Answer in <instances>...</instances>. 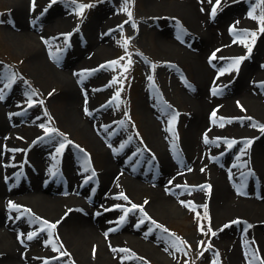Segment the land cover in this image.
<instances>
[{
	"label": "rangeland",
	"instance_id": "374dc122",
	"mask_svg": "<svg viewBox=\"0 0 264 264\" xmlns=\"http://www.w3.org/2000/svg\"><path fill=\"white\" fill-rule=\"evenodd\" d=\"M17 1L0 0V97H2L0 98V105H8L11 109V117L6 118L9 125L8 131H6V140L0 143V149L1 152L10 150L9 173L18 166V163L24 161L27 175L20 182L25 185L34 180V175L29 171V168L33 170L39 168L40 165L41 172L47 171L43 180L49 182L51 179L49 176L52 175V172L63 169V167L65 169V164L69 162L73 167H77L75 164L78 163L81 170H86L82 171L75 183L79 185L80 181L87 180L88 187L92 189L95 178H98L99 183L97 184H100V170L105 164L104 154L101 152L102 148L113 151V153L123 151L122 155L129 158L130 167L133 169L138 167L136 168L137 171L141 172L142 169L149 167L147 161L149 158L147 157L153 158L160 168L161 158L155 150V143L150 139L156 132H159V136L161 135L162 138L167 137L174 148L182 149L183 151H180L183 154L185 153L182 145L183 135L190 114L193 113V107L189 101L184 100V96L182 97L180 93L184 90H186L185 92L194 90L196 81L189 70V65L171 56L166 47L167 44H164L161 38L168 39L171 45L177 43L182 47H186V49H190L187 43L188 38L195 35L185 31V28H187L185 16H183L182 11L170 9L171 3H185L183 7L189 6L192 7V10L195 9L194 12L198 17L197 23L199 26L209 28L214 38H217L219 34L228 36L230 26L235 30H242V34L245 31L256 33L254 43L250 36H242L245 41L244 46L237 52L239 56L230 53L232 62L236 58H248L250 54H253L261 35L264 34V32L259 31V24L256 19L241 21L234 18L240 15L242 11H246V8L248 10L254 9L257 17L264 16V0H224L217 8L215 16L212 17L209 10L215 4V0H211V2L210 0H153L152 2L164 3L163 6L158 8L156 5L154 7L150 6L151 3L148 0H129L127 8L132 14L131 19H129L127 12L123 11L125 0H57L56 3H51V0H35V7H33V0H27L33 15H29L26 20L23 16L24 13L19 15V9L14 7ZM78 5L92 6L86 7L82 14H77ZM234 5H238L237 10L231 11L229 16H220L224 7ZM48 9L53 10L42 17ZM110 14L112 15L111 19L108 18ZM99 16L101 17L99 18ZM100 20L102 21L101 30L105 29L103 31L107 32L105 33L107 37L98 39V36H96L95 42H97V45H94L87 41V29L90 22L94 21L92 29L94 28L93 35H96L95 32H98L99 28L97 30L95 28L99 27L98 22ZM241 22H246V28ZM59 23H62V25L58 26ZM125 40L128 41L126 46ZM34 42H40L44 46L45 56H43L44 53L42 56L38 54L39 50L34 48ZM246 44L251 45L252 51L250 54ZM98 45L105 46V50H101L103 48L101 47L99 52L96 53L95 48ZM204 46L206 45L199 47L198 52L201 51L202 61H206L209 66L217 67V60L227 59L216 56L210 58L213 55L209 53L213 50L210 49L208 52L209 48ZM262 48L264 51V46ZM74 55L78 56L74 58ZM84 56L90 59L87 66L77 70L73 69V66L77 65L76 62H79ZM121 57L124 59L121 60ZM70 59H73V61L68 62ZM129 60L131 63H129ZM111 61H118V63L111 65L109 63ZM246 61H241L238 67L231 64L233 71L215 84L219 85L221 81L227 84L232 82L234 71L239 67L241 68ZM101 64L106 65V67H97ZM125 66L127 67L126 71ZM90 68L95 69L88 71ZM63 70H67V72L64 71L67 76L81 78L76 85V89H73V86H71V89L74 94L77 92L85 97V107L81 108L80 112L96 123L94 128L96 136L97 133L101 135L99 123L106 127L110 137L103 138L99 135L103 144L100 141L97 142L94 137H90L74 128L76 120L73 119L70 111L72 108L71 98L68 95V88L70 87L69 83L64 80L61 72ZM211 73L214 76L216 69L209 73V77ZM215 84H209L210 91L212 85ZM5 85L9 86L5 87ZM32 93H35V95H32ZM117 93H119L118 97L113 100ZM259 93L264 98V89ZM29 99L32 102L31 106H29ZM237 100L238 104L242 103L241 97H237ZM41 101L42 103H40ZM237 103H235V110H231L227 115L212 106L206 109L204 114L211 121L213 120L211 113L214 110L217 113L216 115L223 116L224 114L227 118L224 119L225 122H228L227 125L231 122L241 124L240 120L243 119H253L252 122H255L254 118H250L251 111L238 106ZM27 105L26 110L20 113L19 110ZM85 109H87V114ZM174 115L175 122L171 123ZM242 125L248 126L249 122ZM29 126L33 127L34 130L32 131ZM251 126L255 128L250 132L251 135L243 137L245 141L250 140L254 144L243 149L246 156L237 157L238 160L235 163L234 158L224 159L226 164L222 165L226 169L227 177L238 176L239 181L243 184L235 181L234 183L244 185V188L239 186V191L246 197L247 195H254L253 183L257 182L262 192L264 191V184L257 181L259 179L256 176L249 181L243 177L245 172H250L249 170H251V174L253 173L252 167H246L248 165V163L246 164V157H250L253 153L252 149L259 146L261 140L259 141L256 138L264 133L260 129L254 135L258 127H264L263 122L259 121ZM25 128H28V131H24ZM45 128L49 129L48 135H45ZM11 130H15V132L10 135ZM112 131L117 132L112 135ZM222 131L229 132L227 129ZM42 135L45 136L42 137ZM50 137L53 139L55 149L52 153L53 164L51 166L41 165L42 159L48 158L43 156L44 151L35 163L32 152L40 151L41 141ZM196 137L198 145L205 144V137L200 132L197 133ZM228 141H231V139L220 144L213 153L216 151L218 153L226 147ZM61 143L65 145L62 154L56 151ZM45 144L47 143L44 142L42 147ZM237 149L240 148L235 146L231 153ZM205 150L206 148H202L199 152L201 157H205L210 162L218 160L217 157H212L213 154L210 153V155ZM209 152H212V150ZM138 156L142 157L140 158L142 159V165L136 166ZM174 164L182 167L181 172L184 171L187 174V177L180 178L184 181L176 182L177 179H174L178 174H173V172L168 173L158 169L154 173H158V177L162 179L160 184L164 186V190L170 191L175 187H181V193L188 196V198L181 199L179 202L176 201L179 204L177 209L164 205L159 211H156L159 213L143 215L140 211L132 210L125 216L124 210L131 208L125 204L132 205L131 202L134 201V203L136 202L135 205L141 206L139 199L145 200L148 196L147 192L143 193L137 188L133 190L134 195H132L125 186L116 188V194L119 195L114 194L111 200L103 204L96 203L95 206L100 210L116 201L117 204L122 206L123 212L119 211L115 220L119 222L121 216H124V220L129 222V226L132 223H138L137 227L143 229V233L148 234L144 235L143 241L154 246L148 244L134 246L128 240L122 243V246L129 250V252H126V256L132 260L133 264H228L226 258L227 248L223 247L221 240L218 243L215 242L216 236H218V232L222 230L223 226L215 227L216 221L211 217L209 205L206 201L204 202V199L209 197L205 194L203 197L198 196L196 192L199 186H204L203 183L199 182V180L204 179V176L199 174L198 177H189L191 174L188 169L189 166L183 165L179 158ZM93 172H95V176L92 175ZM207 172L203 171L205 175H207ZM147 173L152 174L150 170ZM127 174L132 178L134 177L133 173ZM1 180L4 181L5 179L1 178ZM8 183L6 182L5 185ZM56 184L58 186L57 182ZM60 184L61 182H59V186ZM160 184L159 182L156 183L159 187ZM110 189L111 186L108 185L103 188L102 192L104 191L103 193L106 194L111 191ZM121 193L128 199H117ZM75 194H78L77 190ZM8 199L17 207H9L4 216H7V218H10L8 215L17 216L18 212H21V208L18 207L19 203L14 202L13 198ZM205 204L207 205L206 209L203 207ZM76 207L78 209H75L77 213L87 216L84 206L76 205ZM205 212L207 216H205ZM150 214H153L151 219H147L146 216ZM92 215L94 216V212ZM108 216L110 217L112 214H108ZM141 220H143V223H141ZM233 220L223 224L229 225L226 229L230 236L232 234L228 229H230ZM40 224L39 222L31 224L25 231V235L27 237L29 232L38 233V231L44 230V235L54 242L51 249L53 254L47 259L51 258L50 260H53L55 264L62 263L64 260H70V264H86L71 256L73 251L68 245L69 240L67 241L62 236L59 228L56 227L51 230V235H49L47 227L44 224L40 226ZM260 225H264V223ZM247 227L248 224L245 221L238 226V231L240 230L238 238L239 240L244 239L245 247L249 245L251 247V243L254 241V247L256 248L254 250L257 253L259 252L257 251L259 245L257 235L251 232L244 233ZM149 232L155 233L160 242L155 241L153 235ZM132 234L138 236L137 232ZM81 237L86 239L84 250L88 251L89 238H85L87 235L84 237V234ZM174 244L175 246H173ZM244 246L241 243L239 244L242 255L245 252ZM90 249L91 253L95 254L93 252L95 246H90ZM65 252L68 255H61ZM257 255L258 257L261 256L260 253ZM101 256L98 257L97 264L103 261ZM245 262L250 264L251 260L247 258Z\"/></svg>",
	"mask_w": 264,
	"mask_h": 264
},
{
	"label": "bare ground",
	"instance_id": "6f19581e",
	"mask_svg": "<svg viewBox=\"0 0 264 264\" xmlns=\"http://www.w3.org/2000/svg\"><path fill=\"white\" fill-rule=\"evenodd\" d=\"M152 1L153 0H148L152 7L156 5L158 8L164 4ZM223 1L224 0H221V2ZM250 2L252 3L253 1ZM183 5H185V3H171L169 8L183 12L186 21L185 25L187 27L185 28V31H189L192 35H195L191 36L189 34V36L194 38L190 44V49H186V47H182L177 43L171 45V42L166 38L161 39L164 44H167L166 47L171 56H174L178 58L179 61L189 65V70L196 81V87L194 90L187 92L184 90L180 93L182 94V97L184 96V100L186 99L185 101H189L193 107V113L190 114L183 135L182 145L185 153L183 154V152H181L183 151L182 149H180V151L178 148H174L173 144H170L167 140V137L162 138L161 135L160 137L159 132L154 133V136L150 139L155 143V150L161 158V171L178 174L174 179H177L176 182H182L184 180H181L180 178L187 177V174H185L184 171L181 172L182 167L178 164V166L174 164V162L177 161V158L181 160L183 165L189 166L188 169L191 172L189 177H198L199 174L204 176V179L199 180V182L203 183L206 187L203 191L198 188L196 192L198 196L203 197L205 194V196L209 197L205 198L204 202L206 201L209 205L211 217L216 221L215 227L218 228L223 226L222 230L218 232L215 242L218 243V241L221 240L223 247L227 248L226 258L228 264H246L245 260L247 261V258L251 260V264H261V262H264V225H260L264 223V194L260 196H243L241 191H239V186L244 188V185H241L243 183L239 181L238 176H232L233 178L227 177L226 169H224L222 165L226 164L225 160L230 157L234 158L235 163V161L238 160L236 159L237 157L245 155L243 149L253 146L254 144H246L243 137L249 135L250 132L255 129L251 126L252 124L258 123L259 121L264 123V98L261 93H259L264 89V51L262 50V47L264 46V34L261 35L258 45L255 48V52L250 54L247 59L245 58L242 60L243 62L244 60L247 61L241 68L239 67L237 70L234 69V75L231 74L234 76V80L228 84L222 83L224 81H221L219 85L215 84L218 83L221 78L227 76L233 71L230 55L237 54V52H239L244 46L245 41L242 37V30L236 29L235 33H230L228 36L225 34H219L217 38H214V35H212L209 28L199 26L197 23L196 20L198 17L194 12L195 9L192 10V7L190 8L189 6H186L185 8ZM14 7L19 9V15L24 13L23 16L25 17V20L28 19L29 15H33L29 9L27 0H18L17 3L14 4ZM49 9L42 15V17L48 15L49 12L53 10ZM223 9L224 10L221 12L220 16L226 17L229 16L231 11L237 10L238 5L224 7ZM253 10L254 9L248 10L246 8V11H242L240 15L234 18L241 21L246 19L247 21H252V19L249 18V12ZM111 16L112 15L110 14L108 18L111 19ZM100 17L101 16H99V18ZM93 22L94 21L90 22L87 29V41L97 45V42H95L96 36H98V39H104L107 35L105 34L106 32L103 31L105 29L101 30V20L98 22L99 27L97 26L95 28V30L99 28V30H97L98 32H95L96 35H93ZM241 23L246 28V22ZM59 25L61 26L62 23H59L58 26ZM236 26L238 27V25ZM33 44L34 48L39 50L38 54L42 56L44 53L43 56H45L46 50L44 49V46L40 42H34ZM202 45H206L204 47L209 48L208 52L210 49L213 50L209 53L210 55L215 53L216 57H225L227 59L221 61L217 60V67L209 66L206 61H202L200 55L201 51L198 52V48L202 47ZM100 48L101 50H105V46L98 45L95 48L97 51L96 53L99 52ZM237 55L239 56V54ZM76 56L78 55H74V58ZM89 60L90 59L87 56H84L79 62H76L77 65L73 66V69L77 70L86 67ZM72 61L73 59H70L68 62ZM214 69H216V73L214 76L211 73V76L209 77V73L213 72ZM64 71L67 72V70L61 72L63 73L64 80L69 83L70 87L68 88V95H70L72 103V108L70 109L72 113L71 116L73 115V119L76 120L74 128L86 133V135L90 137H94L97 142L100 141V143L103 144L100 136L103 138L110 137V134L107 133L106 127L99 123V132L101 135L99 134V136L97 133L96 136V131L94 129L96 123L80 112L81 108L85 107V97L77 92L74 94L71 89V86L74 87L73 89H76V85L80 82L81 78H76L71 75L67 76V73H64ZM211 83L215 84L212 85L213 87L211 86L212 93L209 90V84ZM214 91L216 92L215 95L213 94ZM232 95L236 96L233 97ZM237 97H241L242 103H237ZM235 103H237L238 106L249 109L252 113L250 114V118H254L255 122H252L253 119H243L240 120L241 124L231 122V124L227 125L228 122H225L227 118H225L223 113H221L223 116H220V114L216 115L217 117L214 118V121L208 120L207 116L204 114V111L212 106L215 107V109L225 112V115H227L231 110H235ZM8 117H11L10 107L8 105H0V139L2 138L0 143L6 140V131H8L7 129L9 127L6 118ZM247 122H249L248 126L242 125ZM29 128L32 131L34 130L33 127L29 126ZM226 129L229 132L222 131ZM260 129L261 126L257 128V132L255 131L254 135H256ZM24 131H28V128H25ZM13 132H15V130H11L10 135ZM199 132L203 137L207 136L208 143L198 145L196 135ZM228 139H231V141L235 140L237 143L234 144L225 155L223 154L219 156V152L225 147L218 153L217 151L213 153L214 150L218 149L217 147L220 144L226 142ZM256 139L261 141L256 149H252V155L246 157V164L248 163L246 167H252V175L256 176V178L264 184V133L260 134ZM44 142L47 144L42 147ZM40 145V151L32 152V156L35 158L33 161L36 163L37 159L44 151L43 156H47L48 158L42 159L43 162L41 161V165L44 164L46 166H51V164H53L52 153L55 151L53 139L51 137L47 138L41 141ZM235 146H238L240 149L231 153ZM202 148H206L205 151L209 154H213H210L211 156H218V160L210 162L205 157H201L199 152H201ZM102 149L101 152L104 154L103 159L105 164L100 170V184L98 189L92 195L90 193V187H88V182L82 187L75 183V180H77L78 176L82 173L81 167L78 163L75 164L77 167H73L69 162L65 164V170L69 177L68 190L70 191L67 195L61 193L62 190L60 188L62 187H58L59 182H57V186L54 179L48 183L43 180L47 171L45 172L44 170L41 172L40 165L39 168L33 170L29 168V171L34 175V180L31 181L30 184L28 183V185H25L20 183L14 185L15 181L13 179H16V176L13 177L11 176L12 174L8 172L10 150L1 152L0 149V264H55L50 258V261H46V258L53 254L51 253V249L53 248L54 242L51 238L49 239L44 235V230L38 231L37 235L31 240H28L25 235V231L31 224L38 222L43 224V221L54 222L53 224L57 225L56 227L61 230L62 236L67 239V241L69 240V244H67L73 251L71 256L81 263L97 264L98 257L102 255L101 259L103 261L99 264H133L132 260L126 256V252L119 251V249H127L122 246L123 242L128 240L134 246H144L147 244L154 246L153 244L151 245L143 241V237L147 233H143V229L137 227L138 225L136 223H132V225L129 226V222L126 220L118 227L115 217H117L116 214L119 211L123 212V208L110 212H102L100 211L101 209H97L95 204H103L106 201L111 200L116 193V188L122 186L127 187L132 195H134L133 190L136 188L143 193H148L145 200H142V198L139 199L143 211H141L140 208L135 209L136 211H140L143 215H147V213H159L156 211H159L164 205L177 209L179 204L176 201L179 202V200L188 198V196L183 195L181 193L182 188L175 187L176 184L173 186L175 188L170 191L164 190V186L160 184L162 180L161 178L150 176L145 171L138 173L135 169L130 167L129 158L122 155L123 151H116V153H113V151L111 152L104 148ZM211 150L212 152H209ZM209 154L208 156H210ZM201 169H203V171H208L206 173L207 175H205ZM127 173H134V177L132 178ZM1 178L5 180L2 181ZM234 181L241 184L238 185L237 183H234ZM6 182L9 183L5 185ZM158 182L161 185L160 187L156 185ZM108 185L111 186V191L104 194V191L102 192V190ZM76 190L78 191V194H75ZM8 198H13L15 200L14 202L19 203L18 205L21 209L26 207L24 211L25 214L22 217L16 218V215H8L10 218H7V216H4L5 211L9 209V206L7 205L9 202ZM146 201L147 203H144ZM115 203L116 201L110 203L106 207ZM131 203L136 204L134 201ZM73 205L84 206V209L87 211V216H82L77 213ZM125 205L131 207L129 204ZM93 212L94 216L92 215ZM108 214H112V216L109 217ZM153 214L146 216L147 219H151V215ZM233 219L240 221V223L230 224V229H228L232 234L230 236L227 232V227H224L223 224ZM243 221L248 225H251V227L246 228L244 233L248 234L251 232L257 235V242H259L257 250L259 252L257 253L253 244L251 247L250 245L245 247L244 245L246 243L243 242L244 239L242 238L239 240L238 238L240 232V230L238 231V226H240ZM120 231L122 232L120 233ZM133 232H137L138 236L133 235ZM105 233H107V235H105ZM82 234H84V237L87 235L85 238H89L88 241H90V246H95V254L91 253L90 246L88 251L84 250L86 239L81 237ZM150 234L153 235L155 241L158 240L160 242L155 233ZM240 243L245 247L243 255L242 251L239 249ZM114 249L116 251H114ZM258 253L261 254L260 257L257 256ZM254 256L256 257L255 260L253 259ZM94 258L95 261L93 262ZM59 264H70V260H64V262Z\"/></svg>",
	"mask_w": 264,
	"mask_h": 264
},
{
	"label": "snow or ice",
	"instance_id": "6c2138e0",
	"mask_svg": "<svg viewBox=\"0 0 264 264\" xmlns=\"http://www.w3.org/2000/svg\"><path fill=\"white\" fill-rule=\"evenodd\" d=\"M56 2H57V0H51V3H56ZM128 2H129V0H125V7L123 8V11L127 12L128 16H129V19H131V15H132V14H131V12H130V11L128 10V8H127V4H128ZM210 2H211V0H210ZM220 3H221V0H215V4L212 6V10H211V13H210L212 16H215V14H216V10H217V8L220 6ZM91 6H92V5H78V6H77V9H78L77 14H82L83 10H84L86 7H91ZM33 7H35V0H33ZM202 11H203V9H202ZM249 18H251V19H256V20L258 21V24H259V31H260V32H264V16L257 17V16L255 15V10H253V11L249 12ZM126 23H127V21H126ZM229 31H230V33H235L236 30H235L233 27H230ZM69 35H70V34H69ZM242 35H244L245 37L250 36L251 39H252V42H253V43H254V41H255V39H256V33H254V32H253V33H248L247 31H245ZM234 42H235V41H234ZM241 42H244V41H241ZM124 43H125V46H126L127 43H128V41L125 40ZM246 46H247V48H248V53L250 54L251 51H252L251 45L246 44ZM212 58H215V53H213V57H212ZM245 58H247V57H240V58H236V59H234L233 62H232V65L238 67L239 64L241 63V61H242L243 59H245ZM120 59L122 60V59H124V58L121 57ZM109 63H110L111 65H115V64L118 63V61H111V62H109ZM129 63H131L130 60H129ZM101 67H106V65H102ZM126 70H127V67L125 66V71H126ZM149 79H151V77H149ZM8 86H9V85H5V87H8ZM213 94L215 95L216 92L214 91ZM32 95H35V93H32ZM49 95H51V94H49ZM118 95H119V93H117V94L113 97V100H115V99L118 97ZM0 98H2V97H0ZM31 103H32V102H31V99H29V106H31ZM40 103H42V101H41ZM109 103H111V101H109ZM85 112H86V114H87V109H85ZM211 117L213 118V121H214V118L216 117V111H215V110L211 113ZM174 122H175V115L172 117V121H171V123H174ZM44 130H45V135H48L49 129L45 128ZM261 131H264V127L261 128ZM41 139H42V138H41ZM204 140H205V143H208V142H209L208 139H207V136H205ZM69 143H71V142L69 141ZM227 143H228V147L231 148L234 144L237 143V141L233 140V141H228ZM245 143L248 144V145H250V144L252 143V141H250V140H249V141H245ZM64 147H65V145H64L63 143H61V144H60V147H58L57 150H56L57 153L61 152L62 149H63ZM81 151H83V150L81 149ZM201 171H203V169H201ZM92 175L95 176V172H93ZM205 187H206V186H203V185H202V186H199L200 190H202V191L205 189ZM238 194H239V193H238ZM120 198L125 199V200L128 199L123 193H121L120 196L117 197V199H120ZM145 203H147V201H146ZM9 207H10V208H16L17 206L14 205V204H12L11 202H9ZM117 207H119V206H117ZM203 207L206 209V208H207V205L205 204V205H203ZM137 208H140V210L143 211L142 206H138V205L132 204V205H131V208H129V209H125V210H124V212H125V216L127 215L128 212H130V211H132V210H135V209H137ZM205 216H207V213H206V212H205ZM124 218H125L124 216H121V218H120V223H123ZM37 219H39V218H37ZM57 223H59V222H57ZM141 223H143V220H141ZM153 223H155V222H153ZM231 223L236 224V223H240V221H238V220H237V221H232ZM43 224H44V225L47 227V229L49 230V235H51V230L55 229L56 226H57L56 224L49 223L48 221H43ZM157 227H159V225H157ZM224 227H229V225H224ZM248 227H251V225H248ZM200 230L202 231L203 229H200ZM165 231H166V230H165ZM209 231H211V229H209ZM36 235H37L36 232H32V233H30L26 238H27L28 240H31V239H33ZM105 235H107V233H105ZM213 235H215V233H213ZM173 246H175V244H174ZM61 247H62V246H61ZM54 250H56V249H54ZM114 251H116V250L114 249ZM119 251H121V252H127L128 250H127V249H119ZM94 252H95V250H94ZM61 255H68V254L65 252V253H61ZM126 258H127V257H126ZM253 259L255 260L256 257L254 256ZM250 264H251V262H250ZM261 264H264V262H261Z\"/></svg>",
	"mask_w": 264,
	"mask_h": 264
}]
</instances>
